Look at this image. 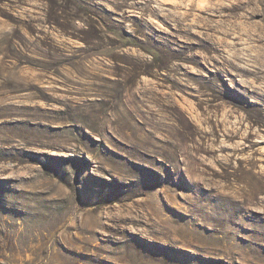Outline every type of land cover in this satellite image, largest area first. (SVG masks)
I'll return each mask as SVG.
<instances>
[{"label": "rangeland", "instance_id": "374dc122", "mask_svg": "<svg viewBox=\"0 0 264 264\" xmlns=\"http://www.w3.org/2000/svg\"><path fill=\"white\" fill-rule=\"evenodd\" d=\"M69 2L0 0V264H264V0Z\"/></svg>", "mask_w": 264, "mask_h": 264}, {"label": "trees", "instance_id": "16d2710c", "mask_svg": "<svg viewBox=\"0 0 264 264\" xmlns=\"http://www.w3.org/2000/svg\"><path fill=\"white\" fill-rule=\"evenodd\" d=\"M57 1L63 3V6L59 5L57 6ZM47 2L50 5H53L54 7H56V9H58V11H54L53 7L51 10V21L54 25L60 27V18L61 16H59V9L62 10H67V6L69 5L71 9L75 10L76 15H79L80 12L79 10L75 7L74 4H72L71 2H69V0H47ZM75 17V15H73ZM107 33L112 34V36L120 39V41L123 44V48H137V49H141L139 46L136 45V41H134L133 39H131L130 36L128 35H124L120 32L117 31H113V30H109L107 28H105V26H103L101 24V27L95 23H93V25L90 27V31L87 34V36H82V39L84 42L90 43L93 41H97L99 39V37L105 36L107 35Z\"/></svg>", "mask_w": 264, "mask_h": 264}]
</instances>
